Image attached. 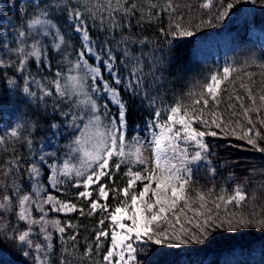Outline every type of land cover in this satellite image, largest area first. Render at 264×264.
Listing matches in <instances>:
<instances>
[{
    "label": "snow or ice",
    "instance_id": "obj_1",
    "mask_svg": "<svg viewBox=\"0 0 264 264\" xmlns=\"http://www.w3.org/2000/svg\"><path fill=\"white\" fill-rule=\"evenodd\" d=\"M241 3L257 0H206L203 7L215 5V13L192 24L177 16L173 0H42L22 10L19 24H0V69L19 77L5 73L9 90L51 117L44 129L51 136L39 141V121L26 114L0 129V148L27 147L26 155L6 161L0 179V243L15 246L25 264H142L150 246L180 248L220 230H264V217L255 213L221 212L246 200L243 185L230 193L226 184L218 193L215 183L206 190L193 185L201 167L211 180L218 173L209 137L236 136L264 153V90L254 94L241 82L245 95L233 91L220 111L221 86L235 87L238 79L232 65L196 81L190 102L175 95L169 101L163 75L179 38L224 23ZM162 14L169 17L159 29L163 46L135 31ZM122 93L148 111L142 126H129ZM234 178L228 172L224 179ZM69 188L74 199L63 198ZM69 214L100 215L91 241L81 244L79 225L63 218Z\"/></svg>",
    "mask_w": 264,
    "mask_h": 264
},
{
    "label": "trees",
    "instance_id": "obj_2",
    "mask_svg": "<svg viewBox=\"0 0 264 264\" xmlns=\"http://www.w3.org/2000/svg\"><path fill=\"white\" fill-rule=\"evenodd\" d=\"M41 2L42 0H38L36 3L30 0L25 5L24 10L31 11L35 4ZM153 2H157V0H153ZM159 2L162 3L163 0H159ZM205 3L206 0H173V4L177 8V16H183L186 22L192 24L198 23L202 17L207 18L208 15L215 13V5L212 8H204L203 5ZM262 4H264V0L257 2L258 9L254 14V21L264 28V7H261ZM244 5L245 3L238 4L230 12V16L226 18L224 23L216 27L202 26L193 36L199 35L206 38L208 35L223 30L225 27H235L238 19L244 13ZM22 15L17 24L21 22ZM168 21V15L162 14L158 20L154 19L151 22L144 20L140 26L135 28V31L152 40H159L161 46H163L164 41L159 29L160 27H167ZM132 23L136 25V20H133ZM91 35L95 38L97 33L92 32ZM230 61L236 69L232 77H238V79H236L235 87L230 82H225L221 86L223 90L220 95V111H225V102H227L228 96L233 91L238 92L241 96L245 95L244 91L239 88L241 82L251 86L254 94L264 90V67L260 66L264 64V45L262 43L254 42V44L235 50ZM218 69L221 68L213 66L207 59L205 61V59L198 57L194 39L190 37L179 38L175 43L174 59L163 73L165 89H171L168 92L169 101L175 95L183 97L186 102H190L191 98L186 94L189 91H199L196 81L202 80L205 75ZM5 73L9 78L16 77L19 79L13 70L0 69V111H11L16 119L19 113L26 114L27 118L34 121H39L40 128L33 134L36 141L49 136L51 132L44 129L47 128L51 117L45 116L43 110H37L34 106L25 104L18 96L14 97L8 88ZM249 74H251V78H249ZM165 89H161V91ZM122 96L130 108L129 126L143 125L144 119L148 117V111L143 107L138 108V101L127 94L122 93ZM13 100H15V106L12 104ZM48 103V112L50 113L51 100ZM113 109L115 111V108ZM227 114L225 112V115ZM207 139L213 146L212 150L215 153L214 163L218 173L215 180H211L206 170L201 167L199 171L194 172L193 185L200 186L206 190L207 187H211L215 183L217 185L216 193H218L220 186L226 184V191L230 193L235 184H241L247 194L246 200L240 206L235 204L228 205L227 212H224L222 206V214H239L243 212L245 214L255 213L257 217H264V153L255 151L251 146L247 145L246 141H241L236 136H217ZM5 147L7 151L0 148V163H5L6 167L8 166L6 161L14 154H27L26 145L21 143H7ZM225 167L227 171L224 170ZM228 172L235 173V178L231 182H227L224 179ZM2 173L3 171L0 172V179H5ZM115 180L117 186H123L122 173L117 174ZM72 194L73 196H67L68 199H74V193ZM66 195H68V192ZM108 202L109 204L115 203L111 195ZM85 211H87L86 207ZM63 218L71 219L74 224L79 225V240L83 244L85 239L89 241L93 239V230L100 219V215L80 217L78 214H69ZM69 247H71V244H69ZM6 251L10 252L12 256H9ZM82 251L83 249L81 248V253ZM18 252L19 250L12 244L0 243V264H25L26 260L21 259V254ZM141 259L142 264H264V230L249 228L236 233L220 230L202 244L184 245L180 248L166 245L150 246ZM73 264H77V261L73 260ZM80 264H89V261L85 259Z\"/></svg>",
    "mask_w": 264,
    "mask_h": 264
},
{
    "label": "rangeland",
    "instance_id": "obj_3",
    "mask_svg": "<svg viewBox=\"0 0 264 264\" xmlns=\"http://www.w3.org/2000/svg\"><path fill=\"white\" fill-rule=\"evenodd\" d=\"M27 0H0V13H3L2 16H0V24H7V18H11L14 23L17 24L19 18L22 15V10L24 7V4ZM259 2V0H257ZM257 8L256 5H252L250 3H246V14L245 18L241 20L239 27L232 30V31H224L216 36L210 37L206 43L204 44V50L201 52L203 56H212L217 55L219 50L223 49L224 46H226L227 43L231 44L232 47L236 45H241L245 43L246 37L249 36V34H252L253 32H256L257 34H263L261 37V40L264 42V32L258 29L255 24L252 22V14ZM78 40V38H77ZM76 42V41H74ZM77 47H79V44L77 43ZM230 48V47H229ZM16 121V118L13 114L10 112H1L0 111V129H2L4 124H13ZM48 138V137H47ZM45 138V139H47ZM63 143V141H61ZM150 150L145 151V157H149ZM0 172L3 171L5 166V163H0ZM149 167L152 166L151 161L149 162ZM141 187V185H137V188ZM68 195H66L65 199H68L67 196H73L72 193H74L73 189L67 190ZM6 250V249H5ZM9 256H12V254L8 251H6ZM21 254L20 252H18ZM21 259L26 260L25 257L21 254Z\"/></svg>",
    "mask_w": 264,
    "mask_h": 264
},
{
    "label": "bare ground",
    "instance_id": "obj_4",
    "mask_svg": "<svg viewBox=\"0 0 264 264\" xmlns=\"http://www.w3.org/2000/svg\"><path fill=\"white\" fill-rule=\"evenodd\" d=\"M260 25H262V24H260ZM259 47V46H258Z\"/></svg>",
    "mask_w": 264,
    "mask_h": 264
}]
</instances>
